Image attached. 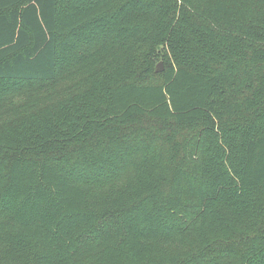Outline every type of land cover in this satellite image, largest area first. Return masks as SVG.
<instances>
[{
	"label": "trees",
	"instance_id": "obj_1",
	"mask_svg": "<svg viewBox=\"0 0 264 264\" xmlns=\"http://www.w3.org/2000/svg\"><path fill=\"white\" fill-rule=\"evenodd\" d=\"M0 264H264V0H0Z\"/></svg>",
	"mask_w": 264,
	"mask_h": 264
},
{
	"label": "water",
	"instance_id": "obj_2",
	"mask_svg": "<svg viewBox=\"0 0 264 264\" xmlns=\"http://www.w3.org/2000/svg\"><path fill=\"white\" fill-rule=\"evenodd\" d=\"M163 65H162V63H159L158 65H157V69H156V72L157 73H160V72H162L163 71Z\"/></svg>",
	"mask_w": 264,
	"mask_h": 264
},
{
	"label": "rangeland",
	"instance_id": "obj_3",
	"mask_svg": "<svg viewBox=\"0 0 264 264\" xmlns=\"http://www.w3.org/2000/svg\"><path fill=\"white\" fill-rule=\"evenodd\" d=\"M163 65V64H162Z\"/></svg>",
	"mask_w": 264,
	"mask_h": 264
}]
</instances>
